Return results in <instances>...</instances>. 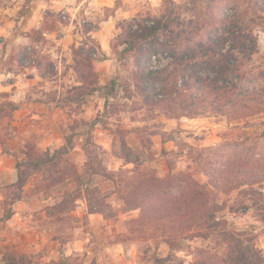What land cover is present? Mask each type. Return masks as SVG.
Listing matches in <instances>:
<instances>
[{"label": "rangeland", "instance_id": "obj_1", "mask_svg": "<svg viewBox=\"0 0 264 264\" xmlns=\"http://www.w3.org/2000/svg\"><path fill=\"white\" fill-rule=\"evenodd\" d=\"M135 1L130 10L133 16L128 19L103 25L101 19L114 14V9H106L87 20L86 31L104 29L96 37L100 40L87 36L73 49L69 63L58 64L60 74L55 79L56 64L41 60L50 84L42 82L47 89L37 88L35 96L26 93L36 98L43 92L37 99L54 103L49 109L35 107L42 117L18 122L19 92L0 90V160L6 156L5 147L18 156L8 155L3 162L4 167L15 170L14 182L8 184L7 177H0V264L5 263L7 251L27 256L32 264H227L228 243L221 229L176 232L167 225L146 222L140 208L138 196L169 190L187 193L201 185L219 203H226L225 211L218 214L227 222L226 231L252 240L264 255V181L252 187L258 193L248 187L224 193L214 189L210 177L221 159L233 162L239 158L250 166L264 163V105L257 115L239 120L210 113L189 118L180 112L170 114L163 106H148L141 90L144 81L137 53H123L124 42L129 32L141 33L144 26L161 20L170 3ZM172 1L173 22L194 32L190 38L194 36L195 41L205 40V33L195 36L196 30L212 12L217 13L215 8L229 17L235 9L246 10L258 49L245 73L248 79H258L253 81L258 91L264 87V12L259 10L264 0H258L262 3L258 8L251 5L255 0ZM106 35L110 40L104 41V50L101 38ZM169 38L164 29L159 31L153 39L159 52L144 61L145 65L156 69L173 61L171 49L163 47L172 44ZM22 132L25 139H20ZM30 144L36 152L49 153L58 161L42 171L23 167L26 184L19 190L12 186L18 179L17 163L27 160L23 152ZM90 203L102 205L105 213H91ZM15 211L55 241L53 258L47 263L44 255L50 251L25 253L4 243L5 221Z\"/></svg>", "mask_w": 264, "mask_h": 264}, {"label": "trees", "instance_id": "obj_2", "mask_svg": "<svg viewBox=\"0 0 264 264\" xmlns=\"http://www.w3.org/2000/svg\"><path fill=\"white\" fill-rule=\"evenodd\" d=\"M209 1L215 4L218 0ZM169 3L161 20H157L153 26H144L141 33L129 32L124 42L126 48L123 53H137L136 63L140 78L144 81L141 90L147 105L163 106L170 114L179 115L180 112L183 117L189 118L210 113L239 120L260 113L264 105V87L258 91V84H253L258 79H248L245 73L246 64L258 49L257 37L250 30L246 10L235 9L234 16L229 17L215 8L217 13L212 12L211 17L196 30L195 36L200 37L205 33V40L195 41L194 36L190 38L194 32L188 33L181 22H173V1L169 0ZM253 4L256 8L262 5L258 0ZM263 6L259 10L264 12ZM250 21L256 20L251 18ZM163 29L172 42L171 45L163 44V47L171 49L173 61L154 69L145 65L144 61L159 52L153 39ZM147 43L150 47H145ZM111 86H115L114 80ZM68 143H72L71 140L68 139ZM34 148L33 144L27 145L23 152L27 160H18V179L12 186H17L19 190L26 184L21 170L23 167L30 166L42 171L57 164L58 157L38 153ZM4 154L18 157L16 152L7 147L4 148ZM210 177L214 181V189L218 191L229 193L237 187H248L253 194L258 193L252 187L264 181V163L250 166L239 158L233 162L221 159L214 165ZM216 197L207 186L201 185L187 193L169 190L152 193L150 197L138 196V200L145 215L144 220L148 223L164 224L176 232L194 228L207 231L221 229L228 243L227 264H264V255L254 247L252 240H244L235 232L226 231V220L218 217L225 211L226 203H219ZM89 209L91 213H105L102 205L90 203ZM4 255L5 264L33 263L27 256L12 251Z\"/></svg>", "mask_w": 264, "mask_h": 264}, {"label": "crops", "instance_id": "obj_3", "mask_svg": "<svg viewBox=\"0 0 264 264\" xmlns=\"http://www.w3.org/2000/svg\"><path fill=\"white\" fill-rule=\"evenodd\" d=\"M117 2L118 0H0V90L19 92V98L16 100L20 118L18 122L26 123L33 118L42 117L41 112L35 107L42 105L49 109L54 104L48 99H37L44 95L43 92L36 98H30L26 93L28 91L35 96L33 91L37 88H46L42 82L50 84L43 74L41 60L47 59L56 64L53 78L58 77L60 74L56 72L58 64L64 60L69 63L73 58L74 48H78L87 36L93 38L102 36L104 29L86 31L83 28L87 20L95 19V15L106 9H114V14L104 16L101 19L103 25H110L117 19H128L133 16L130 10L134 9L135 0ZM101 39V45L105 50L104 41L110 39L107 35ZM8 60H13L9 66ZM25 137L22 132L20 139ZM17 142L19 144V141H15ZM8 158L6 155L0 160V177H7L8 184H11L14 182L16 172L12 167L7 169L3 166V162ZM25 218L22 212L15 211L6 219L2 233L4 243L25 253L36 249L42 250L44 254L50 251L44 255L43 262L47 263L53 258L51 250L55 241L47 236L46 231L38 228V224H30Z\"/></svg>", "mask_w": 264, "mask_h": 264}]
</instances>
